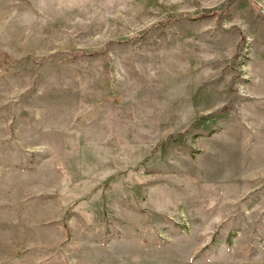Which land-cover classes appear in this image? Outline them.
<instances>
[{
  "label": "rangeland",
  "instance_id": "obj_1",
  "mask_svg": "<svg viewBox=\"0 0 264 264\" xmlns=\"http://www.w3.org/2000/svg\"><path fill=\"white\" fill-rule=\"evenodd\" d=\"M0 264H264V0H0Z\"/></svg>",
  "mask_w": 264,
  "mask_h": 264
}]
</instances>
